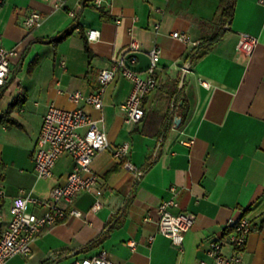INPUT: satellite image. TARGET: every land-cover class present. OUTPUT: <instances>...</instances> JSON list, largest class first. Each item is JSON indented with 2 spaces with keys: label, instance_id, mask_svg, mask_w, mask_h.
Returning <instances> with one entry per match:
<instances>
[{
  "label": "crops",
  "instance_id": "obj_1",
  "mask_svg": "<svg viewBox=\"0 0 264 264\" xmlns=\"http://www.w3.org/2000/svg\"><path fill=\"white\" fill-rule=\"evenodd\" d=\"M218 4L219 0H105L96 8L65 0L61 8H55L45 0L2 1L0 46L15 48L16 54L0 97V233L10 220L16 195L45 200L73 168V159L64 153L50 177L39 178L34 171V146L48 105L72 108L69 92L79 90L85 95L95 90L98 72L127 51L131 35L141 51L160 49L158 85L144 98L140 122L126 121L121 110L132 88L121 74L105 86L101 110L80 103L88 114L102 119L99 126L109 142L90 164L97 182L73 198L80 217L68 215L43 229L27 255L11 257L7 264H66L67 260L72 264L101 251L115 264H212L210 243L219 241L222 253H231L224 231L242 216L253 229L240 251V264H264V4L235 0L222 39L191 63L184 56L215 30ZM32 9L42 13L43 21L29 30L22 20ZM68 9L76 11L75 19ZM100 9L107 18H101ZM71 26L72 32L55 46L42 42ZM89 28L99 30L97 40H86ZM173 31L185 33L189 42L172 37ZM242 32L257 38L251 54L237 48ZM45 46L49 49L45 48L42 58L39 51ZM176 89H181L180 103H185L182 114L175 106L174 117L181 120L175 126L173 118L159 139L158 129L163 126L159 117L168 110ZM124 142L129 144L127 159L137 169L157 155L140 176L112 155L113 148ZM171 198L175 201L169 206L172 213L193 216L181 250L156 228L158 205ZM96 202L101 206L92 209ZM124 207L119 225L82 250ZM28 210L43 212L32 202ZM131 241L133 249L128 245Z\"/></svg>",
  "mask_w": 264,
  "mask_h": 264
},
{
  "label": "built area",
  "instance_id": "obj_2",
  "mask_svg": "<svg viewBox=\"0 0 264 264\" xmlns=\"http://www.w3.org/2000/svg\"><path fill=\"white\" fill-rule=\"evenodd\" d=\"M3 0H0V4ZM52 1L55 8H61L65 0ZM264 4V0H257ZM83 0H77L82 5ZM105 0H93L94 6L100 8ZM68 15L76 18V11L68 9ZM43 15L37 10H29L22 20V26L26 29H35L42 24ZM119 22V19L115 20ZM98 29L89 28L85 32L87 41L98 39ZM171 36L189 42L185 33L173 31ZM257 38L250 33H240L237 48L245 53L251 54ZM193 44H196L193 42ZM140 50L138 40L131 35L128 49L125 53L115 58L109 68L102 69L97 74L98 86L88 94L79 90L67 94L68 100L74 104L72 108H63L53 103L49 104L42 117L41 128L37 136L34 151V171L39 178H47L52 175V167L60 155L67 153L74 162L73 168L66 174L62 184H56L49 192L48 198L38 200L28 195L19 193L16 195L10 206V220L0 233V264H7V261L16 255H27L30 251L31 242L47 227H51L69 216L80 217L81 211L72 205L73 198L82 191H90L97 182V176L90 169L93 157L99 151L109 147L105 131L99 126L102 119H96L88 114L83 106L89 105L94 109L101 110L103 104V93L105 86L121 74L132 83L131 91L127 99L122 103L121 110L126 121L138 123L142 120L144 111L142 108L143 98L153 91L157 85L155 76L156 67L160 58V49L157 46L146 51L150 57V67L142 73L134 72L124 64L125 54L130 51ZM16 54L15 48L6 49L0 46V87L5 84L9 77L10 61ZM129 63L135 64L137 59L128 58ZM205 86L207 83L203 82ZM171 102V106H174ZM192 142L191 140L189 143ZM129 144L124 142L112 150L115 159L122 161V166L140 176L143 171L127 159ZM32 202L43 209L41 214L28 210V204ZM175 204L171 198L164 200L158 205V219L156 221L157 231L169 238L173 245L181 250L185 232L193 225V216L190 213L181 212L174 214L169 206ZM101 206L96 202L92 209ZM1 216V214H0ZM251 221L241 217L232 221L227 228L231 230L227 234L226 242L231 246L232 252L224 254L221 251V242L212 241L208 249V255L212 258V264H240V251L245 247L248 234L251 231ZM149 239H152L150 237ZM131 249L135 242L128 243ZM72 264H115L107 258L105 251L91 257L75 259Z\"/></svg>",
  "mask_w": 264,
  "mask_h": 264
},
{
  "label": "trees",
  "instance_id": "obj_3",
  "mask_svg": "<svg viewBox=\"0 0 264 264\" xmlns=\"http://www.w3.org/2000/svg\"><path fill=\"white\" fill-rule=\"evenodd\" d=\"M88 5H92L94 6L93 0H83L82 2V6H88ZM234 6H235V0H219V4L216 10V14H215V20H216V28L215 30L208 36L205 37L201 42L197 43L195 46H193L184 56V58L186 60H189L191 63L196 62L197 60H199L200 58H202L203 56H205L210 50L211 48L219 41L222 39V37L224 36V34L226 33L227 29H228V25L230 20L233 17L234 14ZM95 7V6H94ZM100 16L101 18H107L108 14L104 9H100ZM74 29V27H70L65 29L64 31H62L61 33L57 34L56 36H53L51 38H47V39H43L42 42H47V43H51L54 46L60 42L61 40H63L64 38H66ZM85 50L88 53V57L91 58L92 53L90 52L89 47L87 46V44L85 43ZM155 76L156 75V71H155ZM8 82V81H7ZM3 84L0 87V97L2 96V92L4 91L6 84ZM181 94V89L178 90L176 89L175 92L172 94V97L169 100V104H168V110L166 111V113L162 114L159 119L161 120V124L162 129L159 130L158 129V138L162 139L165 136V133L167 132V130H169V127L172 124L175 112H176V108L175 106L177 105L178 110L180 111V113H183V110L185 108V103H180V101L182 100V98L180 97ZM145 98V97H144ZM144 98L142 100V108L144 111ZM174 102V106H171V102ZM6 114V113H5ZM3 114L1 116V118L4 117ZM144 119V115L143 118ZM11 124H16L15 121L10 120ZM156 154L152 155L150 157V160L146 163V165H144L141 170L144 172L155 160L156 158ZM120 164L122 165V161H120ZM112 171V170H110ZM134 189L132 190V193L130 195V197L127 199L126 203L128 204V202L131 200V197L133 196L134 193ZM124 209L125 207L119 211L118 213H116V215L106 224L103 232L99 235V237H97L96 239L92 240L88 245H86L85 247L82 248L83 249H88L90 247H93L94 245H96L97 243H99V241L105 237V235L110 232L113 228L117 227L119 225V218L123 215L124 213ZM243 217V216H242ZM253 229V225H251V230ZM231 230L230 227L226 228L224 231V237L227 236V234L229 233V231Z\"/></svg>",
  "mask_w": 264,
  "mask_h": 264
},
{
  "label": "water",
  "instance_id": "obj_4",
  "mask_svg": "<svg viewBox=\"0 0 264 264\" xmlns=\"http://www.w3.org/2000/svg\"><path fill=\"white\" fill-rule=\"evenodd\" d=\"M130 57L136 58L137 62L135 64L129 63L128 58H130ZM124 64L130 70H132L134 72L142 73V72H145L150 67L151 60H150V57H149V55L147 54L146 51H141V50L130 51V52L125 54ZM187 69H188V66L186 65L184 67V71L182 72V75H181V78H180V81H179V87L180 88L183 85V81H184V78H185V70H187ZM180 120L181 119H180L179 116L174 117L175 126H177L179 124Z\"/></svg>",
  "mask_w": 264,
  "mask_h": 264
},
{
  "label": "rangeland",
  "instance_id": "obj_5",
  "mask_svg": "<svg viewBox=\"0 0 264 264\" xmlns=\"http://www.w3.org/2000/svg\"><path fill=\"white\" fill-rule=\"evenodd\" d=\"M45 48L47 49L48 48V46H45L44 48H42L39 52H40V55H41V57L43 58V56H44V53L46 52L45 51ZM49 49V48H48ZM70 263V260H67L66 261V264H69Z\"/></svg>",
  "mask_w": 264,
  "mask_h": 264
}]
</instances>
